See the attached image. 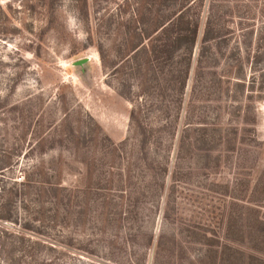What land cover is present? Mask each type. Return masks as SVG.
Wrapping results in <instances>:
<instances>
[{
	"label": "rangeland",
	"instance_id": "1",
	"mask_svg": "<svg viewBox=\"0 0 264 264\" xmlns=\"http://www.w3.org/2000/svg\"><path fill=\"white\" fill-rule=\"evenodd\" d=\"M216 6L186 81L166 0H0V203L46 242L2 261L264 264V0Z\"/></svg>",
	"mask_w": 264,
	"mask_h": 264
},
{
	"label": "trees",
	"instance_id": "2",
	"mask_svg": "<svg viewBox=\"0 0 264 264\" xmlns=\"http://www.w3.org/2000/svg\"><path fill=\"white\" fill-rule=\"evenodd\" d=\"M165 0H160L164 3ZM170 3L173 13H169V19L164 22L157 20V26L151 30L155 34H160L162 40H166L164 46L166 51H169V57L175 58L178 55L185 62L186 81L189 80L190 74L194 70L196 62L198 65L202 62L207 53H211V57L215 56L212 50L215 45L220 42H227V36H231L232 31L226 28V24H220L217 9V0H166ZM177 6L179 9L177 10ZM156 25V24H153ZM148 26L147 28H150ZM249 35V33H248ZM248 35L243 34L244 40L248 41ZM160 38V37H159ZM159 40V39H158ZM163 47V45H161ZM157 51H159L157 49ZM178 54V55H177ZM176 55V56H175ZM216 60V59H215ZM210 67H215L216 64H210ZM232 67V66H231ZM137 111L132 112V121L134 119L135 130L139 129L140 121L137 119ZM136 118V120H135ZM136 121V123H135ZM190 126H184L183 131L188 132ZM179 136V134H178ZM11 161L9 158L0 160V173L4 168L9 167ZM33 166V168H35ZM33 170L26 174V183L23 186L31 185L33 182ZM22 182V183H23ZM13 189H4L3 195L5 198L0 203V264L10 261H2V256L9 257L12 253L18 250L19 253L25 254L23 247L28 243L35 248L37 246L46 245L44 233L42 232V224L37 223L38 219L24 218L21 219L12 207L15 201L12 198ZM19 208L26 211V200L23 198L19 202ZM23 205V206H22ZM18 247L20 249H18ZM38 248V247H37ZM36 248V249H37ZM39 264V263H33Z\"/></svg>",
	"mask_w": 264,
	"mask_h": 264
},
{
	"label": "water",
	"instance_id": "3",
	"mask_svg": "<svg viewBox=\"0 0 264 264\" xmlns=\"http://www.w3.org/2000/svg\"><path fill=\"white\" fill-rule=\"evenodd\" d=\"M86 61H88V58H84V59L78 60L77 62H75V65H81V64H83Z\"/></svg>",
	"mask_w": 264,
	"mask_h": 264
}]
</instances>
